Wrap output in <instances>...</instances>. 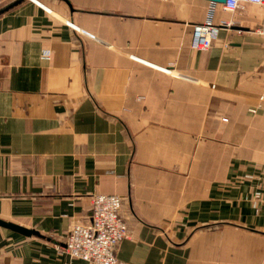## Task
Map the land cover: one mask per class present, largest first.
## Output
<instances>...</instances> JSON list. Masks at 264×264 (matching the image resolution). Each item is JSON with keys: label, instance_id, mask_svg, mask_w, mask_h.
Instances as JSON below:
<instances>
[{"label": "crops", "instance_id": "crops-1", "mask_svg": "<svg viewBox=\"0 0 264 264\" xmlns=\"http://www.w3.org/2000/svg\"><path fill=\"white\" fill-rule=\"evenodd\" d=\"M210 7L0 0V221L38 234L0 227V264L66 263L96 195L120 264H264V10L192 51Z\"/></svg>", "mask_w": 264, "mask_h": 264}, {"label": "built area", "instance_id": "built-area-1", "mask_svg": "<svg viewBox=\"0 0 264 264\" xmlns=\"http://www.w3.org/2000/svg\"><path fill=\"white\" fill-rule=\"evenodd\" d=\"M246 5H254L264 10V0H226L224 4H213L205 20L192 27L190 49L207 51L212 47L218 31L231 24H217V11L234 14ZM264 36V27L259 30ZM263 100V97H260ZM260 184L264 190V167L261 170ZM121 200L116 196L96 195L91 199V217L86 224L75 223L71 226L63 252L68 257L64 264L81 261L88 264H120L116 252L120 243L128 239V229L120 216Z\"/></svg>", "mask_w": 264, "mask_h": 264}, {"label": "water", "instance_id": "water-1", "mask_svg": "<svg viewBox=\"0 0 264 264\" xmlns=\"http://www.w3.org/2000/svg\"><path fill=\"white\" fill-rule=\"evenodd\" d=\"M33 1V0H31ZM205 1H208L210 3H213V4H224L226 0H205ZM3 12H0V14H2ZM0 227L1 228H4V229H7V230H10L14 233H17V234H20L24 237H32V236H38V234L34 231H31V230H27V229H24L22 227H19V226H15V225H12V224H8V223H5V222H1L0 221Z\"/></svg>", "mask_w": 264, "mask_h": 264}]
</instances>
